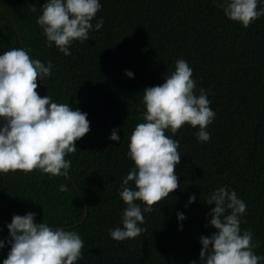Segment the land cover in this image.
Wrapping results in <instances>:
<instances>
[{
	"label": "trees",
	"instance_id": "16d2710c",
	"mask_svg": "<svg viewBox=\"0 0 264 264\" xmlns=\"http://www.w3.org/2000/svg\"><path fill=\"white\" fill-rule=\"evenodd\" d=\"M44 3L0 0V54L22 47L33 59L51 60L52 75L37 79V91L87 113L90 131L66 157L70 179L39 170L0 174V240L6 241L0 264L11 247L7 225L28 212L37 222L80 233L85 244L76 264H199L200 237L216 231L205 200L224 185L246 202L241 228L252 230L255 252L264 255V16L245 28L213 0H101L92 23L102 17L103 27L90 31L88 41H75L65 56L47 46L37 24ZM181 58L192 67L197 89L209 91L216 112L211 138L199 142V127L188 124L175 134L166 130L180 141V187L144 213L145 232L116 241L109 229L122 226L126 205L119 190L134 167L127 152L143 122V91L162 84ZM113 129H120V141L109 139ZM193 194L196 202L185 207ZM178 212L186 215L183 222Z\"/></svg>",
	"mask_w": 264,
	"mask_h": 264
},
{
	"label": "clouds",
	"instance_id": "9594fccd",
	"mask_svg": "<svg viewBox=\"0 0 264 264\" xmlns=\"http://www.w3.org/2000/svg\"><path fill=\"white\" fill-rule=\"evenodd\" d=\"M264 0H213L232 21L245 28L264 16L258 8ZM37 24L42 28L47 46L55 45L65 56L71 55L75 41L89 40L92 30H100L101 17L92 21L102 9L101 0H45ZM35 10V6H34ZM51 60L33 59L27 48H12L0 54V174L39 170L52 176L70 177L72 161L66 157L78 149L76 141L90 131L88 114L69 103H59L50 95L41 96L37 79L50 77ZM134 78V72L126 70ZM164 82L143 91L142 121L129 137L128 157L134 167L122 180L119 196L125 203L122 226L109 229L116 241L135 238L146 231L144 213L154 211L153 205L168 198L180 183L176 166L181 161L180 141L166 135L177 133L185 124L199 127V142H208V126L216 112L209 100V91L197 89L193 69L181 58L175 70L166 74ZM120 129H113L109 139L120 141ZM134 185V186H133ZM61 191L68 185L61 184ZM196 195L189 197L190 206ZM211 207L208 224L215 228L210 236H201L199 264H262L264 255L255 249L251 229H242V216L247 204L237 192L224 185L212 190L205 200ZM178 222L186 215L177 213ZM11 245L3 264H76L83 258L84 240L76 230L52 227L44 220L37 222L36 213L14 215L7 225ZM179 230H183L180 223ZM0 240V249L5 248ZM190 264H197L193 259Z\"/></svg>",
	"mask_w": 264,
	"mask_h": 264
},
{
	"label": "water",
	"instance_id": "95a60500",
	"mask_svg": "<svg viewBox=\"0 0 264 264\" xmlns=\"http://www.w3.org/2000/svg\"><path fill=\"white\" fill-rule=\"evenodd\" d=\"M85 211L87 212V207H85Z\"/></svg>",
	"mask_w": 264,
	"mask_h": 264
}]
</instances>
